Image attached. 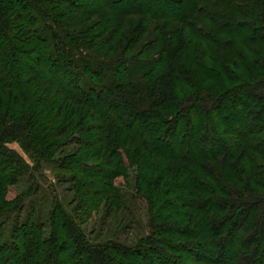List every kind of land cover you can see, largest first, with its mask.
Here are the masks:
<instances>
[{
  "label": "trees",
  "instance_id": "1",
  "mask_svg": "<svg viewBox=\"0 0 264 264\" xmlns=\"http://www.w3.org/2000/svg\"><path fill=\"white\" fill-rule=\"evenodd\" d=\"M76 107L103 143L75 160L81 202L22 219L6 144L44 152ZM128 170L150 232L91 240L93 198L121 208ZM0 264H264V0H0Z\"/></svg>",
  "mask_w": 264,
  "mask_h": 264
},
{
  "label": "rangeland",
  "instance_id": "2",
  "mask_svg": "<svg viewBox=\"0 0 264 264\" xmlns=\"http://www.w3.org/2000/svg\"><path fill=\"white\" fill-rule=\"evenodd\" d=\"M150 24L153 26L156 24V21H152ZM16 27L13 34H18L17 31L20 30L17 25ZM19 35L23 38L27 36H23L20 33ZM152 38V34L145 35L136 52L141 49L147 40ZM10 103L6 99L4 109H6V105L10 109L16 106L15 103ZM69 105L70 103H67L66 110L52 124L51 128H56L60 123L66 124L69 122V118H65ZM76 108L80 114L76 116L63 136L50 139L46 142L49 147L41 149H45L44 152H38L37 149L39 150L40 148L38 146L35 149H32V146L26 149L23 143L19 141H12L6 144L29 167V171L19 177L17 184L12 187L10 194L11 198L17 194H21L20 216L22 219L26 215L31 214L38 221L48 223L47 219L50 215L48 212L51 210L52 201L55 199L62 201V204L70 212L75 210V207L81 202L76 197L77 189L81 183L75 182L79 177L75 172V166L80 162L77 163L75 160L81 157L82 153L95 150V148L103 143L97 141L101 134L98 129H92L88 132L79 130L80 126H89L95 122L100 123L101 118L94 116L89 119L88 116L84 115V113H87L88 108ZM85 140L90 141L91 145L87 146L83 144ZM30 155L33 157L30 158ZM82 162H85L90 167L100 163L95 157H91L90 159L84 158ZM126 175L128 176L126 183L118 185L122 196L121 208H116L115 204H113V210L107 212V208L113 203V200L107 199L104 195L93 198L95 210L92 217L82 224L83 229L91 240H109L120 242L124 245H133L150 232L152 218L149 204L137 192L132 172L128 170ZM122 181H124L122 177L116 180V182ZM95 200L97 201L95 202ZM11 220L13 221V219ZM8 225L5 228H9ZM44 232L45 235H48L49 227H46Z\"/></svg>",
  "mask_w": 264,
  "mask_h": 264
}]
</instances>
